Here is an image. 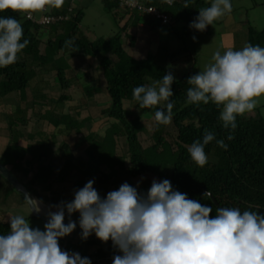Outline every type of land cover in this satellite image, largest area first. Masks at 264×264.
Masks as SVG:
<instances>
[{"label": "trees", "instance_id": "trees-1", "mask_svg": "<svg viewBox=\"0 0 264 264\" xmlns=\"http://www.w3.org/2000/svg\"><path fill=\"white\" fill-rule=\"evenodd\" d=\"M185 3L188 4L187 8L184 7ZM103 4L109 14L114 17L119 16L118 10L122 8L117 1L103 0ZM146 4L157 7L170 17L171 24L167 26L182 25L184 29H189L190 33L199 32L189 26L198 16L199 10L211 6L208 0H173L171 6L164 0H146ZM126 12L137 14V23L145 19L152 30L162 26L146 15ZM60 15L67 17V20L41 26L29 20L24 13H14L10 10L0 13V17L11 16L18 19L24 32L21 42L24 39L29 40L28 46L17 54L15 64L0 68V100L12 94L24 95L30 83L40 74V70L48 66L55 71L56 84L62 90L68 89L71 80L66 77L67 69L57 66L56 63L76 55L97 60L108 97L107 107L100 111V115L107 116L112 122L102 138L95 133L85 137L89 143L86 155L91 157L89 161L82 162L88 165L86 169L80 170L82 173L86 170L85 174L94 182L106 183L132 181L141 176L152 175L159 181L169 180L174 190L214 210L219 207H236L241 212L264 209L263 117L252 113L237 116V127L232 132L234 139L227 140L230 130L224 129L219 120L222 106L218 108L212 102L207 105L200 103L199 106L186 103L187 89L190 87L187 79L199 72L193 66L186 74L175 78L171 85L173 96L169 100L174 103L171 123L175 134L173 141L168 142L165 139L167 125H158L154 120L155 111L163 104L151 109H139L133 99L132 90L137 86L150 85L155 80H162L169 69L159 66L152 58L135 59L128 54L124 48L125 41H129L132 46L134 37L126 34L128 30L126 25L120 27L119 31L108 39L101 37L91 41L80 31L84 18L83 9L69 5L60 13H46L43 16ZM42 35L47 36L45 40ZM69 40L72 41L70 47L65 45ZM249 43L264 47V28L258 31L248 26L247 44ZM60 53L61 56L58 57ZM101 91L103 89L99 87L86 86L83 89V96L92 100ZM69 100V96L61 95L56 103L63 105ZM125 103H129L131 108L125 109ZM135 110L142 111L154 124L151 137L153 143L149 146L142 145L140 135L146 129L142 117L134 115ZM14 114H24V111L17 107ZM8 119L12 120L11 128L19 125L26 127L30 122V118H15L13 115L8 116ZM35 119L47 120L55 128L64 127L65 130L76 134L81 133L86 123L92 122L91 117L78 120L71 114H56L51 110ZM205 130L213 132L217 140L224 139L228 148L227 150L220 148L216 140H213L205 146L208 163L204 167H199L191 159L187 146L197 139L202 141ZM34 136L28 134L27 138L31 140L35 138ZM21 137L24 135L18 136L13 145H8L3 154V159L9 162L3 163L0 160V163L18 180L19 173H27L26 171L32 169L34 165L37 166L27 184L22 183L31 197H39V187L50 193L54 183L62 184L66 181L68 170L77 169V165L73 163V153L66 143L59 145L63 162L60 167H55L50 162L54 154L51 145L39 140L34 146L27 145L26 148H22L18 145ZM118 138H124L127 144V151L121 156L116 151ZM94 155H97V160ZM105 165H107L106 170H109L108 173L102 168ZM76 183L78 189L83 186V181ZM205 192H210L211 197L204 196ZM211 198L218 205H215ZM50 200L48 199L49 202ZM9 231L10 223L0 222V235H6ZM58 243L62 250L70 254L77 253L76 250L81 247L82 252L79 253L81 257H85L83 248L98 246L91 264H110L113 260V256L108 255L95 240L81 239L73 242L60 239Z\"/></svg>", "mask_w": 264, "mask_h": 264}, {"label": "clouds", "instance_id": "clouds-1", "mask_svg": "<svg viewBox=\"0 0 264 264\" xmlns=\"http://www.w3.org/2000/svg\"><path fill=\"white\" fill-rule=\"evenodd\" d=\"M164 2L173 4V0ZM63 3L64 0H0V13L10 10L31 18L33 13L60 8ZM129 3L134 5L135 0ZM231 12L230 0H212L211 6L201 8L189 26L203 32ZM23 35L18 19L0 17V68L17 62V54L29 44L28 39L21 42ZM65 45L70 47L72 41ZM174 80L169 70L162 80L132 90L139 109L163 104L154 113L158 125L172 122L174 103L169 98L173 96ZM187 84V104L212 102L218 108L222 106L219 120L224 129L230 130L227 140H232L237 116L252 113L264 97V47L249 43L240 50L226 49L223 54L217 50L212 62L190 76ZM213 140L227 150L224 139L217 140L208 130L202 141L197 139L187 146L199 167L208 163L205 146ZM93 185L94 180H89L75 190L72 201L50 205L43 231L30 227L29 219L22 214L9 215L10 231L0 235V264H91L88 257L70 254L58 243L76 229L71 216L77 212L82 239L94 233L102 242L111 240L119 253L112 264H264V215L256 210L241 212L236 207H219L211 217V207L174 190L167 179L153 180L146 193L125 182L104 198ZM203 195L211 197L210 192ZM24 202L30 214L42 211L43 202L28 193L24 194Z\"/></svg>", "mask_w": 264, "mask_h": 264}, {"label": "rangeland", "instance_id": "rangeland-1", "mask_svg": "<svg viewBox=\"0 0 264 264\" xmlns=\"http://www.w3.org/2000/svg\"><path fill=\"white\" fill-rule=\"evenodd\" d=\"M208 1L211 5L212 0ZM230 2L232 4V12L214 21L213 25H209L203 32L190 33L189 29H184L182 25L159 26L151 32L149 28H147L146 31L133 30L129 32V30H127L126 34L137 36L138 44L137 48L134 49L129 44V41H125L124 48L128 54L135 59L152 58L159 66L171 70L175 78L183 76L193 66H195L198 71H202L207 64L212 62V55L215 51L219 50L223 54L226 50L227 43H225L226 37L224 36V30H226L229 21L237 24V30L233 33L234 50H240L247 44L248 26H252L258 31L264 28V0H230ZM122 11L125 12L121 10L119 12L120 15L123 13ZM132 15L134 19L137 16V14ZM36 17H41L39 12L36 13ZM140 23L150 27L145 19H141ZM119 27V25H116L113 15L109 14L103 8L100 1L97 0L85 11V17L80 25V31L83 36L90 40L101 37L108 39L119 31ZM193 36L196 37L195 41L193 40ZM42 37L45 40L47 36L42 35ZM180 51L182 52L180 53ZM60 56L61 53L58 57ZM56 64L57 66L59 65L67 69L65 73L66 77L71 80L70 88L62 90V88L56 84L55 71L48 66L40 70V74L30 83L24 95L20 93L12 94L0 100V160L3 163L8 161L7 159H3V154L7 146L13 145L15 139L21 135H24V137H21L20 142L24 143V145L30 144L34 146L39 140H44L45 143L51 145L54 154L50 162L55 167H60L63 162L59 150V145L61 143L69 145L73 153V163L77 165V169L68 170L66 172V181L62 184L54 183L50 193L45 192L42 187L38 188L39 197L36 198L38 201L43 202L42 205L44 207H41V212L43 214H46L50 205H57L61 201H72L74 199L75 190H78L76 182L83 181L84 186L91 180L85 174L87 173L86 170V172L83 171L84 173L80 171L84 170V168L86 169V166H88L82 164V162L89 161L91 157L86 155L89 143L85 140V137L90 133H95L98 137L102 138L112 122L107 116L100 115V111L107 107L108 97L104 90L105 81L101 70L98 68V61L76 55L73 57H66L65 60L61 59ZM91 85L99 87L103 89V91L94 96L92 100H89L83 96V89ZM61 95L69 96L70 100L63 105L57 104L56 101ZM20 98L26 100L22 101ZM17 107L23 110L24 114H14ZM124 107L125 109L131 108L129 103H125ZM49 110L54 111L56 114H71L78 120L91 117L92 122L86 123L81 133L76 134L75 132L65 130L64 127L55 128L47 120L35 119ZM12 115L15 118H30L28 126L23 127L19 125L18 127L11 128L10 124L12 120L8 119V116ZM134 115L141 116L144 121L146 131L140 135V139L144 147L149 146L153 143L151 137L154 124L150 117L144 115L140 110H135ZM252 115L264 118V97L261 98L258 107L254 109ZM173 129L172 123L166 127L165 139L170 143L174 139L175 133ZM28 134L35 135V138L30 140L27 138ZM18 145L22 148H26V146L20 143H18ZM116 151L119 156L126 153L127 144L124 138L117 139ZM94 158L97 160V155H94ZM36 168L37 166L34 165L32 169L28 171L25 170L27 173H19L18 175L16 173V175L19 176L20 182L27 184L28 179L35 172ZM102 168L105 170V173L109 172L108 169L106 170L107 165ZM91 170L93 171V167H91ZM153 180L159 182L156 177L145 175L132 181H114L110 183H106L105 181L94 182L93 186L100 196L104 198L108 192L118 190L125 182L133 187L138 186V191L146 193L151 187ZM48 199H51L50 202ZM51 210L55 211L56 209L52 208ZM15 214H22L26 219L28 218L30 227L39 228L42 231L44 230V224L46 222L30 218L32 216L29 208L25 205L23 196L0 175V222L9 223V215ZM215 215L216 209H213L210 216L214 217ZM71 220L79 224V213H73ZM64 221L69 222L67 213L65 214ZM60 239L73 242L81 240V230H74L70 235ZM86 240H95L99 242L108 255L114 257V255L119 254L113 247L111 240L102 242L94 233ZM84 249L85 257L93 260L98 246H87L83 248V250ZM76 252H82V248H78ZM112 262L113 260L110 264H112Z\"/></svg>", "mask_w": 264, "mask_h": 264}, {"label": "crops", "instance_id": "crops-1", "mask_svg": "<svg viewBox=\"0 0 264 264\" xmlns=\"http://www.w3.org/2000/svg\"><path fill=\"white\" fill-rule=\"evenodd\" d=\"M96 1L97 0H64V3H63V5L60 8H47V9H45V11L39 12V13H40L41 17L43 15H45L46 13L56 14V13H60L66 7H68L69 5H71L74 8L83 9V11H84V17H85V11H87ZM99 1L102 4L103 8L105 9L104 4H103V0H99ZM121 10H123V9L118 10V14H119V12ZM119 16H121V17H118V16L117 17H114L113 16L114 19H115L116 25H119L120 27L126 25L128 27L129 32L130 31H133V30L134 31L135 30L136 31L137 30L138 31H146L147 28L150 29V32L152 31V28L151 27H148L147 25L142 24L140 22L137 23V20H136L137 18H135V19L132 18L133 15L131 13H128V12L125 11L121 15L119 14ZM32 17H34L35 19H39V18L36 17V13H33L32 14ZM119 18H120V21H119ZM235 30H237V24L234 23V22H232V21H229L228 22V25L226 26V30H224L225 31L224 32L225 33L224 36L226 37V42L225 43H227L226 44L227 45V48L226 49H229V48H231L233 50L235 49V46H234V43H233V33H234ZM133 37H134V45H132L131 47L134 48V49H136L137 48V44H138V38H137V36H133ZM93 40H95V39H93ZM18 143H20L21 145H24V143L20 142V140H19ZM27 145H30V144H27ZM27 145H24V146H27ZM35 199H37V198H35Z\"/></svg>", "mask_w": 264, "mask_h": 264}, {"label": "built area", "instance_id": "built-area-1", "mask_svg": "<svg viewBox=\"0 0 264 264\" xmlns=\"http://www.w3.org/2000/svg\"><path fill=\"white\" fill-rule=\"evenodd\" d=\"M115 1L118 2L120 8L126 11L137 12L138 14L146 15L149 18L153 19L154 21L159 22L162 26H167L171 24L170 17L167 14L163 13L155 6L147 5L146 0H135L134 5H130L129 0H115ZM28 19L36 22L41 26H48L55 22L67 20V17L61 15L42 16L39 20H35L31 15V18Z\"/></svg>", "mask_w": 264, "mask_h": 264}, {"label": "water", "instance_id": "water-1", "mask_svg": "<svg viewBox=\"0 0 264 264\" xmlns=\"http://www.w3.org/2000/svg\"><path fill=\"white\" fill-rule=\"evenodd\" d=\"M0 175L3 177L18 193H20L23 198L24 194L28 193V190L26 187L4 166L0 163ZM213 203L215 205H218L213 198H211ZM258 214L264 215V209H259L257 211ZM31 216L35 219H39L43 222H47V215L43 214L42 212L40 213H35L34 211L31 213ZM65 224L68 222L64 221ZM75 230H81L79 227V224H77V227Z\"/></svg>", "mask_w": 264, "mask_h": 264}, {"label": "bare ground", "instance_id": "bare-ground-1", "mask_svg": "<svg viewBox=\"0 0 264 264\" xmlns=\"http://www.w3.org/2000/svg\"><path fill=\"white\" fill-rule=\"evenodd\" d=\"M41 207H44L42 204H41ZM46 212V211H45ZM47 213V212H46Z\"/></svg>", "mask_w": 264, "mask_h": 264}]
</instances>
